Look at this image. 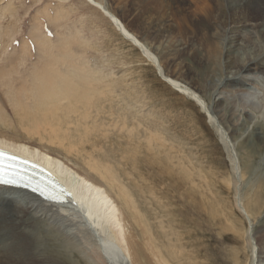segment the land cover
Segmentation results:
<instances>
[{
	"label": "rangeland",
	"instance_id": "374dc122",
	"mask_svg": "<svg viewBox=\"0 0 264 264\" xmlns=\"http://www.w3.org/2000/svg\"><path fill=\"white\" fill-rule=\"evenodd\" d=\"M46 1L42 0L33 7V0L23 3L18 0L10 1L22 11L19 38L30 40L29 33L34 28L33 21H36L35 10L44 6ZM55 1L48 0L47 3H56ZM57 2H61L67 9H71L74 4V10H77L76 13L71 10L72 13L65 16L68 18H63L66 21L62 20L61 25L66 23L65 27L68 29L60 27L62 36L73 29L71 32L75 33V37L80 39L86 36L91 40L89 42L83 37L84 39H80L82 42H79L84 45L82 50L90 60L89 66L95 67L96 73L104 81L100 88L102 93L98 99L99 103L97 101L94 107L87 110L79 106L64 116L60 141H51L50 133H46L44 129H40L35 135L28 133L27 129L22 127L25 123L20 121V115L11 109L6 93L21 88L27 89L26 84H23L25 79H29L27 70L38 61L35 52L37 47L34 50L31 46L29 55L22 59L25 65L18 67L17 71L10 75L11 79L7 77L3 79L4 83L0 82V107L5 109L8 121L12 123L6 125L1 122L0 131L5 130V133L11 135L15 133L16 136L20 133L31 136L40 144L56 148L61 152V158L67 160L68 157L72 164L75 163L82 171L103 183L106 182L91 172L88 164L107 159L108 165L113 168L122 186L130 192L135 201V211L141 215L139 221L138 217L135 218L133 210L127 211L122 200L115 196L116 189H112L116 204L125 215V231L127 234H134L139 242L138 251L131 250L136 261L134 264H159L152 250L148 249L146 237L153 241L165 264H250L252 244L246 243L238 230L243 231L245 239L251 243L247 235L248 228H253L256 239L261 237L258 230L264 228V145L259 147V155L252 161L254 172L244 173L240 169V179L237 180L231 157L213 125V121L218 122V119L212 112L204 113L195 98L191 97L196 95L206 100V97L210 96L199 91L197 85L207 83L209 87H216L215 92L222 95L219 106L228 109V117L245 130L242 139L249 137L252 142L258 143L257 127L262 135L264 134V81L243 73L236 77L234 82H228V76L232 75L225 71V65H231L234 59H237L238 63L234 62L235 67L241 68L251 53L253 43L264 46L262 34L251 28L239 30L236 37L242 44L238 43L237 46L238 57H232L226 62L225 43H222V40L229 35L226 27L227 16H220L225 13L224 7L202 17V0H103L136 36L140 42L137 45L119 34L114 24L109 22L108 16L95 20L103 10L99 7L97 10L92 2ZM27 7L34 9L29 18ZM255 7H247V12L241 11L237 18L256 21L263 8L258 11V6L257 9ZM2 8L1 25L7 20L6 16L1 14ZM94 11L97 13H93ZM79 15L81 17H78ZM25 20L29 25L25 24L23 27ZM262 29L264 26L257 28ZM15 40H18L17 36ZM85 41L89 43H84ZM142 44L156 56L165 76L160 75L155 63L144 56ZM79 47L80 45L73 47L76 53L81 52ZM12 48L14 51L16 47ZM9 50L6 55L11 53ZM260 50L262 57L264 47ZM203 76L208 77L209 81ZM168 78L178 81L182 87L194 91V94L179 91L168 82ZM213 103L214 107L216 102ZM98 107L103 110L98 116V120L103 116V127L91 129L87 133L74 127L76 119L81 123H92ZM221 108L218 107V110ZM218 117L231 135L228 126L233 125L231 128L234 130L235 125L223 122L219 114ZM45 129L51 131L48 126H45ZM236 143L232 141L239 157L240 150ZM251 183H255L254 188L247 190ZM254 197L263 202V207L257 213L249 212L251 217H247L239 209L238 202L245 207L246 200ZM81 225L82 232L79 235L83 236L85 227L83 223ZM75 227L76 225L73 226ZM46 230L52 232L53 240L50 243L60 247L59 252L64 255V259L53 255L54 251L49 250L47 245L45 253L39 259L29 255L21 257L19 261L17 256H11L12 261L0 259V264H25V259L29 260L27 264H112L100 252L97 243L91 241L90 247L87 245L90 250H84L82 244L76 243L74 238L67 236L53 223L44 224L43 231L39 230V240L46 239L45 243H48L46 234L49 232ZM74 231L78 232L77 229ZM91 232L96 233L94 230ZM98 234L95 235L97 239ZM17 238L16 234H12V241ZM253 238L256 243L255 236ZM28 242L31 243V239H28ZM11 243V251L20 252V244L14 241ZM5 255L7 254L4 252ZM124 255V264H133L129 250Z\"/></svg>",
	"mask_w": 264,
	"mask_h": 264
},
{
	"label": "bare ground",
	"instance_id": "6f19581e",
	"mask_svg": "<svg viewBox=\"0 0 264 264\" xmlns=\"http://www.w3.org/2000/svg\"><path fill=\"white\" fill-rule=\"evenodd\" d=\"M41 1L42 0H33L32 7L39 4ZM57 1L58 0L55 1L56 3H47V0L46 4L44 3V6H36L37 9L35 10L36 12L34 15L36 21H33L34 24L32 27L34 28H32V31L29 33L30 40L27 41L21 38L19 48H15L14 51L12 48L13 42L20 32L22 12L18 6L14 4V2L8 3L5 5L4 9L1 10V14L5 15L7 20L4 24H0L2 27V31L0 32V62L2 61L0 64V82L2 81V83H4L3 79H7L10 75L12 76V74L17 71L18 67L25 65V61L23 62L22 59H25L29 55L31 46H33L34 50L35 47H37L35 52L37 53L38 61L33 67H31L30 70H27L29 71V79H25L23 83L24 85L26 84L27 89L21 88L16 91L12 90L11 93L8 92L6 94L8 95L7 99L12 106L11 109H13L14 112H17L18 115H20V121L25 123V126L22 127L27 129L28 133L31 135H35L39 133L38 131L40 129H44L46 133H50L51 141L54 139L60 141L59 135L62 130L61 124L64 116H67L79 106H82L85 110H87L96 105L99 96L102 93L100 88H102L104 84L103 79L96 73V68L89 66L90 60L85 57L82 50V46L84 45L79 42L83 37L85 40L88 39L89 42H91V40L86 36H82L80 39L75 37V35H73L75 33L73 32L72 34L71 32L73 29L65 36H62V30L60 27L63 26V28H66V23L65 25H61L62 20L64 21L68 18L65 16L70 14L71 10H74L76 5L74 6L73 4L71 9H67V7L63 6L61 2ZM88 2H92L96 6V9L99 7L103 10V13H100V17H96L95 20L108 16L110 18L109 22L111 25L114 24L113 26L119 34H122L139 45L140 42L136 36L125 27L123 22L112 10H110L108 5L103 3V0H88ZM252 5L256 6L255 9H257L258 6V11L261 7L263 8L262 14L256 19V21H247L246 19L237 18V15L240 14L241 11L247 12V7L251 9ZM32 7H30V9ZM220 7L225 8V13L220 14V16H227L226 27L229 32V35L225 36L222 40V43H225L224 50H226V62L230 61L232 57H238L239 50L237 49V46L238 43L242 44V42H240L236 37L239 30L243 28H251L256 33L259 32L260 35L262 34L261 39L262 42L264 41V29L257 30L259 26H264V0H202V17H204L203 15L206 13L209 15L211 12L219 11ZM27 8L29 9V7ZM78 8L79 6L77 5V9ZM93 13L97 12L94 11ZM42 17L44 19H42ZM78 17L81 16L79 15ZM82 17L84 18V16ZM81 20L79 21L80 24L82 23ZM45 27L46 29H42ZM44 30H49L51 34H45L46 32ZM76 33L80 34L77 31ZM56 40L58 42H54ZM77 42H79V48H81V52L79 51L80 53H76L73 48L75 45L79 46ZM87 42L88 41H85L84 43ZM258 45L259 43L257 45L255 43L252 44L251 53L248 59L242 63L241 68L235 67L234 62L238 63L237 59H234L233 64L230 65L228 63L229 65H225V71L232 75L228 76V82H234V80L237 79L236 77L243 73L246 76L254 75L256 78L264 81V56L261 57V54L259 53L261 52L260 48L264 46L260 47L261 44L259 46ZM10 48L11 53L6 55L8 49ZM141 48L144 56L149 58L151 62L155 63L159 70V74L165 76L158 64L156 56L144 44L141 45ZM203 78L209 81L208 77L203 76ZM168 79L170 80H168V82H170L175 88H178L179 91H186L191 95L194 94V91H191L185 86L182 87L178 81L171 78ZM206 84L202 83V85L196 86L199 91L204 93V95L210 94L209 97H206V100L196 95H193L191 98H195L197 104L201 107L204 113L210 114L212 112L218 119V122L216 120L213 121L214 128L231 157L232 169L236 174L235 176L238 178L237 180H239L240 169H242L244 173L254 172L252 161L256 155H259V147L264 145V134L262 135L260 128L257 127L256 134L258 136H256L258 143L252 142V139H249V137H247V139H242L245 130L243 131L240 126L235 124L236 122H233L232 118L228 117V109H222L221 106H219V101L222 99L221 93L218 95L215 92L216 87H209ZM1 85L4 86L3 84ZM216 86L218 85L216 84ZM210 89L213 90L211 91ZM214 101L216 103L213 107ZM222 105L224 106V104ZM218 107L221 109L218 110ZM215 109L217 111L216 114ZM102 111L103 110L99 109V107L96 109V117H94V121H92V123H81V121H77L76 119V121H74V127H76V129H80V131H86V133L87 131H91V129L103 127V121H101L103 116L100 120H98V116L102 113ZM218 114L223 122H227L229 125L231 123L235 125L234 130L231 128L233 127L232 124L231 127L228 126L231 130L230 132H232L230 133L231 135H229L228 130L226 131L224 126H222ZM7 117L5 109L0 107V123L3 122L6 125L12 124L8 121ZM45 126L50 127L51 131H47ZM2 131H0L1 147L11 149L17 154L26 156L27 158H30L40 164L48 166L53 173L59 175V179L72 191L73 199L76 204L74 205L71 202L64 204L51 203L43 201L35 194L27 191L0 187L1 260L4 261L7 259V262H10L12 261L11 256H17L20 261L21 257H27L29 255L39 259L42 257V254L45 253L47 245L50 247L49 250L54 251L53 255H57L61 259H64V255L59 252V250H61L60 247L57 244L52 245L50 243L51 240H53L52 232L46 230L49 232V234H46L48 235V243H45L47 242L46 239H42L43 241L38 239L40 234L39 230L43 231L44 224L48 225V223H53L57 228L64 231L67 236L74 238L76 243L82 244L84 250H90L89 244L91 241L97 243L100 252H102L104 257L111 261L112 264H124V253L128 250L132 256V263L134 264V262H136L133 257V252L136 250L138 251L137 246L139 242L135 239L134 234H127V231H125V215L122 209L119 208L118 204H116L115 196L122 200L123 206L127 211L133 210L135 218L138 217L137 219L139 221L141 220V215L135 211L137 207L135 201L132 199L130 192L122 186L117 174L114 172L113 168L108 165L107 159H99L98 161H95V164H88L89 170L96 173L106 182L103 183L94 178L91 174L82 171L81 167H78L75 163L72 164L71 159L68 157H66L67 160L61 158V152H59L56 148L40 144L37 139L32 138L31 136L22 135L20 133L18 134L21 135L19 137L18 135L16 136L15 133V135H11L9 133H5V130ZM232 141L237 142L236 144L240 150L239 157L234 149ZM22 144L29 145L34 148V150H29ZM254 186L255 183H251L248 185L247 190L254 188ZM112 189H116L115 196L112 193ZM238 207L241 212L249 217L250 214L248 213H257L258 210L263 207V202L255 199V197L252 199L248 198L245 202V207L241 202H238ZM64 212H67V214ZM82 223L85 227V233L83 236L79 235L80 232H82ZM74 225H76L75 228H73ZM75 229H77L78 232L74 231ZM91 230H94L96 233L93 234ZM42 231L41 234H43ZM2 232L4 233L2 234ZM238 233L246 243L248 242L249 244H252L250 264H264V228L258 230L261 237L258 236L257 239L256 233H253V228H248L247 235L251 240V243L245 239L243 231L238 230ZM12 234H16L18 237L17 240L13 239V241L20 244V252L15 251L14 253L11 251V242H13ZM97 234L98 239L95 237ZM253 236H255L257 245ZM146 238L149 245L148 249L152 250L156 261L159 264H165L164 260L157 252L153 241L149 239V237ZM28 239H31L32 242L29 243ZM87 245H89V247ZM131 250L133 252H131ZM4 252L7 255L4 256ZM46 253H48V251H46ZM139 259L141 260V256ZM27 263H29V260L25 259V264Z\"/></svg>",
	"mask_w": 264,
	"mask_h": 264
},
{
	"label": "snow or ice",
	"instance_id": "6c2138e0",
	"mask_svg": "<svg viewBox=\"0 0 264 264\" xmlns=\"http://www.w3.org/2000/svg\"><path fill=\"white\" fill-rule=\"evenodd\" d=\"M0 183H2V184H15L12 180H6V179H4V177H0Z\"/></svg>",
	"mask_w": 264,
	"mask_h": 264
}]
</instances>
